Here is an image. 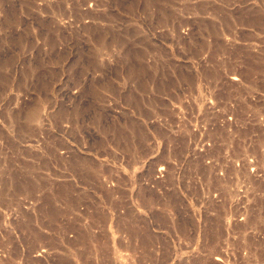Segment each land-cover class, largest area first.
I'll return each mask as SVG.
<instances>
[{"label": "rangeland", "instance_id": "obj_1", "mask_svg": "<svg viewBox=\"0 0 264 264\" xmlns=\"http://www.w3.org/2000/svg\"><path fill=\"white\" fill-rule=\"evenodd\" d=\"M0 264H264V0H0Z\"/></svg>", "mask_w": 264, "mask_h": 264}]
</instances>
